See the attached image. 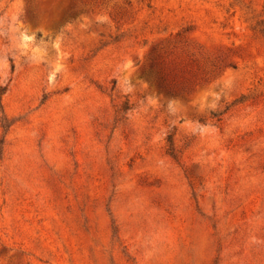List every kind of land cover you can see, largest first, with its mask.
<instances>
[{"label": "rangeland", "instance_id": "374dc122", "mask_svg": "<svg viewBox=\"0 0 264 264\" xmlns=\"http://www.w3.org/2000/svg\"><path fill=\"white\" fill-rule=\"evenodd\" d=\"M264 0H0V264H264Z\"/></svg>", "mask_w": 264, "mask_h": 264}, {"label": "trees", "instance_id": "16d2710c", "mask_svg": "<svg viewBox=\"0 0 264 264\" xmlns=\"http://www.w3.org/2000/svg\"><path fill=\"white\" fill-rule=\"evenodd\" d=\"M261 32H262V34H263V36H264V29H261Z\"/></svg>", "mask_w": 264, "mask_h": 264}]
</instances>
